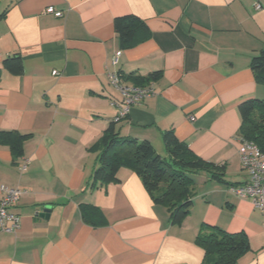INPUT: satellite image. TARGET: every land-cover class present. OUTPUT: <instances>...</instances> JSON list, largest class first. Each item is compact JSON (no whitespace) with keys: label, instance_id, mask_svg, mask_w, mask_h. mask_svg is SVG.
Returning a JSON list of instances; mask_svg holds the SVG:
<instances>
[{"label":"crops","instance_id":"obj_1","mask_svg":"<svg viewBox=\"0 0 264 264\" xmlns=\"http://www.w3.org/2000/svg\"><path fill=\"white\" fill-rule=\"evenodd\" d=\"M0 14V133L25 135L18 157L0 140V185L25 191L11 208L19 230L0 233V264H204L203 224L246 233L251 249L234 264H264V215L228 185L247 178L238 106L264 99L251 65L264 48V0H0ZM128 14L150 36L123 48L114 20ZM16 54L20 75L4 65ZM153 72L144 87L154 94L116 120L124 97L110 76L127 87ZM112 122L161 156L171 130L222 175L192 174L193 204L178 224L130 168L92 186L91 147ZM81 203L97 205L106 224L87 223Z\"/></svg>","mask_w":264,"mask_h":264},{"label":"trees","instance_id":"obj_2","mask_svg":"<svg viewBox=\"0 0 264 264\" xmlns=\"http://www.w3.org/2000/svg\"><path fill=\"white\" fill-rule=\"evenodd\" d=\"M2 14H0V18ZM114 28L123 48H130L150 36L147 24L138 16L128 14L114 20ZM5 67L13 74L23 72L20 55L6 59ZM252 68L257 79L264 84V48L253 57ZM157 76L153 72L147 77L134 79L137 86L144 87ZM241 116L239 136L255 142L264 149V99L250 98L238 106ZM25 135L15 131H2L0 140L8 143L15 157L22 154ZM167 157L161 156L149 140L123 137L112 122L104 130L91 149L97 151L98 167L93 174L92 186L106 185L119 181L121 167L133 170L155 202L162 203L170 211L171 222L180 223L190 212L193 204L194 180L192 174L207 170L215 177L222 175V168L207 162L193 153L189 146L180 141L173 131L163 134ZM236 183H228L229 186ZM83 219L90 224L104 225L106 220L100 208L91 203H81ZM197 242L205 250L204 264H234L251 247L245 232H228L218 226L203 224Z\"/></svg>","mask_w":264,"mask_h":264},{"label":"built area","instance_id":"obj_3","mask_svg":"<svg viewBox=\"0 0 264 264\" xmlns=\"http://www.w3.org/2000/svg\"><path fill=\"white\" fill-rule=\"evenodd\" d=\"M262 5L256 4L260 9ZM46 12L62 17L64 12L57 10L54 6H48ZM118 55L113 57V62L117 63ZM56 73V71H54ZM111 82L123 93V103L120 106L116 120L125 117L136 102L154 94L151 86H122L117 74L110 76ZM238 142V154L241 168L246 172L247 178L241 183L229 186L230 191L242 198H248L252 204L264 215V149H261L255 142L246 140L241 136H236ZM29 160L24 159L20 164L21 171L28 166ZM0 233H16L20 228V216L12 212L11 208L19 202L25 191L17 186L0 185Z\"/></svg>","mask_w":264,"mask_h":264},{"label":"water","instance_id":"obj_4","mask_svg":"<svg viewBox=\"0 0 264 264\" xmlns=\"http://www.w3.org/2000/svg\"><path fill=\"white\" fill-rule=\"evenodd\" d=\"M49 213H50V208L49 207H45V209L42 211L41 215H45L46 217H49Z\"/></svg>","mask_w":264,"mask_h":264},{"label":"rangeland","instance_id":"obj_5","mask_svg":"<svg viewBox=\"0 0 264 264\" xmlns=\"http://www.w3.org/2000/svg\"><path fill=\"white\" fill-rule=\"evenodd\" d=\"M162 155H163L164 157H167V156H166V153H162Z\"/></svg>","mask_w":264,"mask_h":264}]
</instances>
